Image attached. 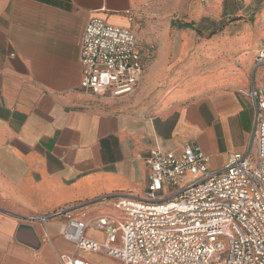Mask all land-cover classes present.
<instances>
[{"label": "crops", "instance_id": "obj_1", "mask_svg": "<svg viewBox=\"0 0 264 264\" xmlns=\"http://www.w3.org/2000/svg\"><path fill=\"white\" fill-rule=\"evenodd\" d=\"M239 1L0 0V264H62V255L91 262L92 253L60 237L64 220L43 227L26 218L141 194L153 150L177 154L195 144L212 170L246 151L254 110L241 92L264 86V67L255 66L258 47L247 55L250 27L235 22L233 33L220 32L223 18L246 11ZM93 17L130 29L140 48L154 47L128 96L80 88L81 35ZM119 214L106 201L76 218ZM27 228L37 245L17 239ZM84 235L105 239L90 225Z\"/></svg>", "mask_w": 264, "mask_h": 264}, {"label": "built area", "instance_id": "obj_2", "mask_svg": "<svg viewBox=\"0 0 264 264\" xmlns=\"http://www.w3.org/2000/svg\"><path fill=\"white\" fill-rule=\"evenodd\" d=\"M154 54L139 47L127 28L91 18L81 35L80 88L119 99L137 89ZM255 66L264 67V45ZM253 104L252 138L245 152L233 153L217 170L195 144L179 153L153 150L145 160L147 184L141 194H113L88 203L30 216L43 227L62 219L60 237L76 250L102 254L121 264H264V86L241 92ZM111 201L121 218H76L98 203ZM92 226L103 242L85 237ZM62 264H93L62 255Z\"/></svg>", "mask_w": 264, "mask_h": 264}, {"label": "rangeland", "instance_id": "obj_3", "mask_svg": "<svg viewBox=\"0 0 264 264\" xmlns=\"http://www.w3.org/2000/svg\"><path fill=\"white\" fill-rule=\"evenodd\" d=\"M232 1V0H230ZM222 2V0H220ZM238 6H246V11L241 14H235L232 15V17H225L220 21V32H223L226 29H229L231 33L234 32L233 27L236 23L238 24H246L248 27H250V33L246 37V43L247 46L246 49L247 55L252 53V49L261 48L264 45V0H240L237 2ZM263 18V19H262ZM236 22V23H235ZM237 25L238 26H241ZM233 26V27H231ZM205 35V34H204ZM206 36V35H205ZM232 45L225 44L224 42H221L219 44L220 49L225 48L226 50H230V47ZM205 64L202 63L201 68L205 69ZM201 69V72L203 70ZM142 193V192H140ZM109 213L115 214L114 210H110ZM122 221L125 220V217L121 218V215L119 214L118 218ZM94 237H97V235H93ZM88 259L92 263L96 264H121L120 262L111 260L102 254H90L87 256Z\"/></svg>", "mask_w": 264, "mask_h": 264}, {"label": "water", "instance_id": "obj_4", "mask_svg": "<svg viewBox=\"0 0 264 264\" xmlns=\"http://www.w3.org/2000/svg\"><path fill=\"white\" fill-rule=\"evenodd\" d=\"M16 237L19 241H23L26 238V243H28L29 245H37V239L30 228L20 230Z\"/></svg>", "mask_w": 264, "mask_h": 264}]
</instances>
